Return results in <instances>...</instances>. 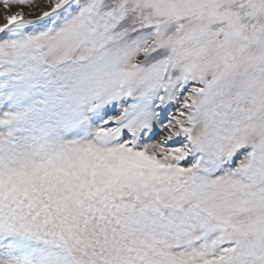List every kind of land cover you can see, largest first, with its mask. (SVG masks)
Returning <instances> with one entry per match:
<instances>
[{
  "label": "snow or ice",
  "instance_id": "obj_1",
  "mask_svg": "<svg viewBox=\"0 0 264 264\" xmlns=\"http://www.w3.org/2000/svg\"><path fill=\"white\" fill-rule=\"evenodd\" d=\"M0 264H264V0H0Z\"/></svg>",
  "mask_w": 264,
  "mask_h": 264
}]
</instances>
